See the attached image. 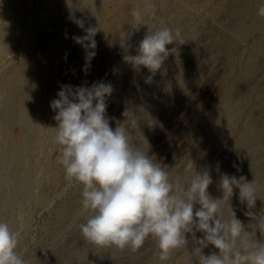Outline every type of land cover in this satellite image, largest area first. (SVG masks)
<instances>
[{
  "label": "rangeland",
  "instance_id": "rangeland-1",
  "mask_svg": "<svg viewBox=\"0 0 264 264\" xmlns=\"http://www.w3.org/2000/svg\"><path fill=\"white\" fill-rule=\"evenodd\" d=\"M262 3L264 0H0V99L5 100H0V115L10 95L19 99L24 95L33 98L28 113L51 123L52 128L38 152L31 150V144L16 142L20 133L29 140L22 122L0 132V221L20 233L16 251L23 259L30 264H161L152 237L137 252L100 248L83 238L79 226L87 216L81 214L82 185L67 180L57 162L62 146L54 141L58 124L50 102L58 98L60 85L75 88L91 87L98 81L111 83L113 93L106 113L115 118L110 120L113 129L116 121L124 120L126 108L136 111L142 107L146 113L129 129L130 140L174 177L179 174L186 181L184 166L189 158L197 171L212 174L223 155L237 149L242 167L228 166L223 173L252 177L260 169L262 163L255 158V151L264 147V128L260 135L245 139L250 121L257 116L264 120V17L257 14ZM133 9L143 15L138 30L131 27ZM120 10L126 14L122 24L128 33L126 41L113 26ZM70 15L83 19L85 27L100 28L94 37L97 54L87 73L83 70L85 50L72 39L86 33ZM156 27L180 28L187 42L167 45L178 51L166 58L151 82H146L151 75L148 69L133 67L124 56L136 55L148 28ZM26 66L24 74L18 72ZM7 76L12 83L3 82ZM242 94L244 99H238ZM230 102H236L235 113L222 128L220 113ZM10 141L16 143L15 150ZM258 195L261 200L253 209L257 214L264 211V186ZM247 210V206L235 210L244 224L250 222L244 215ZM186 235L190 239L187 249L174 252L167 264L176 260L190 264L193 243L191 234ZM82 246L87 249L80 252ZM213 251L217 250L212 245L203 250L205 255Z\"/></svg>",
  "mask_w": 264,
  "mask_h": 264
},
{
  "label": "clouds",
  "instance_id": "clouds-1",
  "mask_svg": "<svg viewBox=\"0 0 264 264\" xmlns=\"http://www.w3.org/2000/svg\"><path fill=\"white\" fill-rule=\"evenodd\" d=\"M257 14L264 17V3ZM131 15V27L138 30L143 25L142 12L133 9ZM69 19L86 33L72 39L85 50L83 70L87 73L97 54L94 37L100 28L85 27V21L74 15ZM186 42L180 28H148L137 54L125 55L124 60L137 69H148L151 75L146 82H151L166 58L178 51L166 46ZM60 89L58 98L50 102L58 124L54 141L62 146L57 162L67 180L82 185L81 214L87 220L79 227L88 243L137 252L152 237L159 261L167 264L174 252L187 249L186 234H191L190 264H264V211H253L261 200L255 181L223 173L219 177L222 196L213 198L208 192L213 183L209 170L197 171L189 158L184 166L186 181L179 174L174 177L130 140L129 129L146 113L142 107L136 111L126 108L124 120L110 127V120H115L106 113L113 93L111 83L60 85ZM234 189L239 190L240 203L246 202L244 215L252 221L247 225L230 205ZM198 232L203 236L197 237ZM19 242L20 233L0 221V264H30L16 251ZM209 245L217 251L205 255L203 250Z\"/></svg>",
  "mask_w": 264,
  "mask_h": 264
},
{
  "label": "bare ground",
  "instance_id": "bare-ground-1",
  "mask_svg": "<svg viewBox=\"0 0 264 264\" xmlns=\"http://www.w3.org/2000/svg\"><path fill=\"white\" fill-rule=\"evenodd\" d=\"M68 3V2H67ZM65 4V3H64ZM143 4V3H142ZM150 5V4H149ZM162 5V4H161ZM163 6V5H162ZM145 7V6H144ZM144 7L142 8V9H144ZM146 7H148V6H146ZM145 7V8H146ZM159 8V7H158ZM116 10V9H115ZM146 10V9H145ZM160 10V9H159ZM66 11V10H65ZM57 12V11H56ZM16 14V13H15ZM3 15V14H2ZM77 15V14H76ZM124 15H126L125 13H124V11L123 10H120V12H118L117 13V15H116V17H115V19H114V23H113V26H115L117 29H118V31L120 32L119 34H121L120 36H121V39H123V41H126V37H127V34L124 32V30L125 29H122V24H123V19L125 18V16ZM242 17V16H241ZM55 19V18H54ZM264 22V21H263ZM109 27V26H108ZM19 28V27H18ZM75 29V28H74ZM135 32V31H134ZM16 33V32H15ZM48 33V32H47ZM47 33H46V35H47ZM53 33V32H52ZM126 34V36H123V34ZM0 34H1V32H0ZM20 35V34H19ZM58 35V34H57ZM135 35V34H134ZM6 36V35H5ZM40 37V36H39ZM47 37V36H46ZM50 37V36H49ZM58 37V36H57ZM140 37V36H139ZM41 38V37H40ZM12 39H13V36H12ZM15 39V38H14ZM51 39V38H50ZM6 41V40H5ZM128 47L130 48V46H128L127 45V49H128ZM213 47V46H212ZM260 47V46H259ZM0 49H1V47H0ZM127 49H126V51H127ZM180 49V48H179ZM129 50V49H128ZM29 52V51H28ZM30 54V53H29ZM254 62V61H253ZM252 62V63H253ZM46 65V64H45ZM28 66V65H27ZM23 67V68H21V69H19V71L18 72H20V73H25L26 72V70H28V67ZM164 66V65H163ZM21 67V66H20ZM40 67V66H39ZM196 68V67H195ZM162 69V68H161ZM49 71V70H48ZM246 71H248V69L246 70ZM239 72V71H238ZM4 75V74H3ZM14 75V74H13ZM28 74H26V76H27ZM55 75V74H54ZM243 75V74H242ZM18 77H21L20 75H17ZM86 76V75H85ZM91 76V75H90ZM89 76V77H90ZM54 77V76H53ZM15 78V77H14ZM90 79V78H89ZM253 79V78H252ZM10 80H12L10 77H6L5 78V80H3V82L5 83V84H7L8 82H11ZM16 80V79H15ZM3 83V84H4ZM12 83V82H11ZM26 83V82H25ZM0 84H1V82H0ZM37 85V84H36ZM38 86V85H37ZM252 86H254V85H252ZM5 87V86H4ZM12 87V86H11ZM13 87H14V85H13ZM36 87V86H35ZM58 87V86H57ZM3 88V87H2ZM247 88V87H246ZM4 89V88H3ZM10 90H11V88H10ZM15 90V89H14ZM20 90V89H19ZM152 90V89H151ZM155 90V89H154ZM171 90V89H170ZM0 91H2V90H0ZM5 91V90H4ZM27 91V90H26ZM60 91V90H59ZM244 91V90H243ZM6 92V91H5ZM7 92H9V90L7 91ZM245 92H246V90H245ZM10 93H12V92H10ZM28 93H30V92H28ZM39 93V92H38ZM242 93V92H241ZM244 93V92H243ZM252 93V92H251ZM253 93H254V91H253ZM13 94V93H12ZM15 95V94H14ZM22 95V94H21ZM20 95V96H21ZM149 95V94H148ZM11 96V98L9 99V101L7 102V107H6V109H5V111L3 110V113L0 115V132H3L5 129V127H7V126H10V125H12V123H16V122H18L19 123V121L20 122H22L23 123V125H24V132H28L29 133V140L27 141H25L24 139V136H23V134H21L20 133V135L18 136V140L16 141V142H18L19 144H21V143H24V145L26 146V144L28 143V144H31V146H30V148H31V150L33 151V152H38V151H41V150H43V142L44 141H48V140H46V138H47V136H48V133H47V131H48V129L50 130V128H51V123H49L48 122V124L46 123V122H41V121H39L38 119H35L30 113H28V105H31V99H33V98H31V97H27V96H22L20 99L18 98V97H16V96H12V95H10ZM9 96V97H10ZM19 96V95H18ZM19 96V97H20ZM240 96V95H239ZM6 97V96H5ZM35 97V96H34ZM244 97V95L242 94L240 97H238V99H240V98H243ZM246 97V96H245ZM2 98V97H1ZM8 98V97H7ZM7 98H5V99H7ZM31 98V99H30ZM233 98V97H232ZM244 99V98H243ZM0 100H2V99H0ZM2 101H5V100H2ZM33 101V100H32ZM37 101V100H36ZM233 101V100H232ZM235 101V100H234ZM239 101V100H238ZM49 102V101H48ZM144 103V102H143ZM232 102H230L228 105H226L225 107H224V109H222L221 110V115H220V120H219V125H220V127H222V128H224L225 127V124L227 123V124H229L228 122H226L225 120H229V119H227V118H230V117H232L233 115H234V113H235V109H234V106L236 105L235 103L236 102H234V104L232 103V105L233 106H231L230 104H231ZM6 104V103H5ZM39 104V103H38ZM41 104L42 103H40V106H41ZM47 104H49V103H47ZM238 104V103H237ZM139 105V104H138ZM141 107V106H140ZM237 109V108H236ZM30 111V110H29ZM32 111V110H31ZM47 111H48V109H47ZM1 113V112H0ZM41 113V112H40ZM54 113V112H53ZM264 113V112H263ZM219 115V114H218ZM260 115V114H259ZM264 115V114H263ZM253 116V115H252ZM257 116V115H256ZM236 117V116H235ZM43 118V117H42ZM219 118V117H218ZM254 118V117H253ZM232 119H234V118H232ZM231 120V119H230ZM229 120V121H230ZM254 121H250V123L251 124H249L250 126H248V132H247V135H246V139H245V141H247V140H251V139H253L256 135H260V133H262V131H263V128H264V120L262 119V116L260 117H258L257 116V118H254L253 119ZM226 122V123H225ZM226 124V125H227ZM55 126V125H54ZM56 127V126H55ZM22 128V127H21ZM52 129V128H51ZM189 130V129H188ZM247 131V130H246ZM22 132H23V130H22ZM17 133V132H16ZM50 134V133H49ZM0 135H1V133H0ZM3 135V134H2ZM2 135H1V137H2ZM50 136V135H49ZM263 136V135H262ZM46 137V138H45ZM219 137V136H218ZM242 139V138H241ZM2 142V141H1ZM54 142V141H53ZM260 142V141H259ZM258 142V143H259ZM8 143V142H7ZM1 144V143H0ZM246 144V143H245ZM5 145L7 146V144L5 143ZM240 145V144H239ZM251 145V144H250ZM9 146L11 147V149H14L15 148V146H16V143L14 142V141H10L9 142ZM22 146V145H21ZM238 146V145H237ZM20 147V146H19ZM241 147H243L242 145H241ZM3 148H4V146H3ZM6 148V147H5ZM7 148H9L8 146H7ZM231 148V147H230ZM19 149V148H18ZM28 149H29V147H28ZM46 149V148H45ZM236 149V148H235ZM254 149V148H253ZM257 149V148H256ZM255 149V150H256ZM15 150V149H14ZM30 150V151H31ZM240 149H237V151H234V150H232V151H230V152H228V153H226V154H224L223 155V157H222V159H220V161H219V163H217V165H219V171H217V165L216 166H214V170H213V172H212V174H211V176H212V180H213V183L209 186V189H208V192H209V194L213 197V198H220L221 196H222V190L219 188V177H220V175L221 174H223V170H224V168L225 167H228V166H233V167H236V169L239 167L240 168V166L242 165V156H241V153H240V151H239ZM17 151H21L22 152V150H17ZM26 151V150H25ZM24 151V152H25ZM242 151V150H241ZM251 151V150H250ZM2 152H3V150H2ZM12 152H13V150H12ZM252 152V151H251ZM256 153V156H255V158H257L261 163H262V165L260 166V169L252 176V177H249L248 176V174H247V176L249 177V180H250V178H251V180L249 181V182H252V181H255V184H256V186H257V188H258V191L264 186V147H262L261 146V149L260 150H256L255 151ZM30 153H32V152H30ZM29 153V154H30ZM41 153V152H40ZM254 153V152H253ZM9 155V153H7L6 152V155ZM254 154V155H255ZM2 155V154H1ZM14 155V154H13ZM17 155H20V152H19V154H17ZM36 155V154H35ZM38 155V154H37ZM253 155V154H252ZM23 158V157H22ZM46 158V157H45ZM1 159V158H0ZM38 160V159H37ZM248 160H249V158H248ZM253 160V159H252ZM255 160V159H254ZM28 161V160H27ZM2 162V161H1ZM2 163H5V162H2ZM1 163V164H2ZM258 163V162H257ZM213 165H215V164H213ZM245 165H246V163H245ZM249 166V165H248ZM6 167V166H5ZM5 167H3V169H5ZM242 167V166H241ZM230 168V167H229ZM2 169V170H3ZM54 169V168H53ZM7 169H5V171H6ZM9 170V169H8ZM12 170V169H11ZM247 170H248V168H247ZM10 171V170H9ZM225 171V170H224ZM244 171V170H243ZM249 171V170H248ZM253 171H254V169H253ZM255 171H256V169H255ZM7 172V171H6ZM5 172V173H6ZM249 173V172H248ZM246 174V173H245ZM9 175V174H8ZM236 175V174H235ZM240 175H242V174H240ZM250 175V174H249ZM10 176H11V174H10ZM239 176V175H238ZM246 176V175H245ZM246 176V177H247ZM9 179V178H8ZM8 179H7V181H8ZM15 179V178H14ZM35 179V178H34ZM37 180V179H36ZM1 181H3V180H1ZM11 182V181H10ZM9 182V183H10ZM0 183H2V182H0ZM36 183V182H35ZM8 184V183H7ZM2 188V187H1ZM0 194H2L1 192H0ZM78 200V199H77ZM258 201V200H257ZM2 202V201H1ZM4 202V201H3ZM65 202V201H64ZM76 205V204H75ZM230 205L232 206V208L234 209V211L236 210L237 211V209H240V208H242V207H245V206H247L246 205V202L244 203V204H241L240 203V201H239V190L238 189H234V194H233V197L231 198V200H230ZM259 205V204H258ZM199 207V205L197 204V206H196V208H198ZM12 208V207H11ZM13 209V208H12ZM66 209V208H65ZM58 210V209H57ZM18 211V210H17ZM225 211H226V213H227V211H228V209H227V203L225 202ZM56 212H58V211H56ZM61 212V211H60ZM6 213V212H5ZM8 213V212H7ZM70 214V213H69ZM57 215H58V213H57ZM12 216V215H11ZM21 216V215H20ZM19 216V217H20ZM71 217V216H70ZM63 221V220H62ZM69 223V222H68ZM249 223H251V221L249 222ZM248 223V224H249ZM74 224V223H73ZM78 224V223H77ZM75 225V224H74ZM245 225H247V224H245ZM73 226V225H72ZM61 227V226H60ZM58 228V227H57ZM65 229V228H64ZM63 230V229H62ZM80 235V234H79ZM196 235H197V237H202L203 236V233H196ZM79 237V236H78ZM77 238V237H76ZM75 238V239H76ZM188 238V237H187ZM191 238V237H190ZM52 239V238H51ZM190 240V239H189ZM85 242V241H84ZM71 244V243H70ZM75 244H77V243H75ZM81 245V244H80ZM87 245V244H86ZM73 246V245H72ZM71 246V247H72ZM75 246V245H74ZM192 246V245H191ZM77 247H81V246H78L77 245ZM89 247V246H88ZM189 247V246H188ZM69 248H70V246H69ZM68 248V249H69ZM74 248V250H75V248L76 247H73ZM64 249H66V248H64ZM85 249H87V248H85V246H82V249H81V251L80 252H83V250H85ZM38 250V249H37ZM191 250V249H190ZM76 251V250H75ZM75 251H74V253H75ZM72 253V252H71ZM79 253V252H78ZM211 253V252H210ZM76 254V253H75ZM88 254V253H87ZM184 254V253H183ZM186 255V254H185ZM184 255V256H185ZM32 256V255H31ZM63 256V255H62ZM71 256V255H70ZM172 256H173V254H172ZM40 256H38V258H39ZM65 258H66V255H65ZM35 259V258H34ZM51 259V258H50ZM56 259V258H55ZM54 259V260H55ZM176 259V258H175ZM185 259V258H184ZM57 261V260H56ZM63 261V260H62ZM170 261V260H169ZM182 261V260H181ZM172 262V261H171ZM68 263V262H67ZM148 263V262H147ZM170 264H173V263H170ZM174 264H180V262H179V260H176L175 262H174Z\"/></svg>",
  "mask_w": 264,
  "mask_h": 264
}]
</instances>
